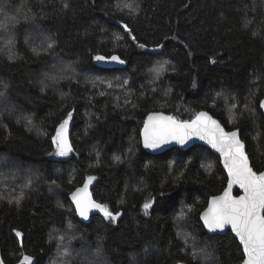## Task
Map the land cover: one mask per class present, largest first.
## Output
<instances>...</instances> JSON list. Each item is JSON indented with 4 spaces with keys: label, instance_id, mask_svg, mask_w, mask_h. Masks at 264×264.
I'll use <instances>...</instances> for the list:
<instances>
[{
    "label": "trees",
    "instance_id": "1",
    "mask_svg": "<svg viewBox=\"0 0 264 264\" xmlns=\"http://www.w3.org/2000/svg\"><path fill=\"white\" fill-rule=\"evenodd\" d=\"M97 55L125 66L98 65ZM57 64L61 72L49 71ZM43 79L52 87L41 89ZM224 99L237 106L233 124ZM262 99L264 0H0V102L9 108L0 114V160L18 170L17 178L0 172L4 263L28 255L59 264L68 240L107 264H200L184 253L193 241L212 246L219 264H241L232 234L209 236L199 219L226 185L219 159L202 146L150 155L140 132L150 113L190 121L206 111L239 130L261 172ZM69 112L72 152L58 156L52 137ZM89 176L93 200L121 213L115 222L103 213L77 220L68 198ZM67 260L86 263L70 252Z\"/></svg>",
    "mask_w": 264,
    "mask_h": 264
},
{
    "label": "snow or ice",
    "instance_id": "2",
    "mask_svg": "<svg viewBox=\"0 0 264 264\" xmlns=\"http://www.w3.org/2000/svg\"><path fill=\"white\" fill-rule=\"evenodd\" d=\"M48 47L51 48L52 44ZM139 47L143 48L145 45L141 44ZM93 59L125 63L117 55L110 57L97 55ZM212 62L215 63V60ZM261 107H264V101L261 102ZM71 118L72 113L69 112L68 117L58 125L56 134L52 137V142L56 146L55 155L66 156L72 151L68 141V124ZM142 135L144 146L147 148L155 149L170 141L184 144L192 137H199L222 154L229 176L228 186L222 195L212 197L201 218L204 225L212 232L223 230L225 226L231 227L243 248L242 264H264V172L258 173L253 170L245 145L239 138V131H225L208 112H199L190 121L178 120L163 113H152L144 123ZM94 179L93 176L87 177L83 187L71 193L76 211L87 219L88 213L92 209H97L105 218L115 222L121 213H113L106 204L97 203L88 192L89 184ZM233 185H238L243 190V194L233 196ZM151 206V201L143 205L145 214ZM16 236L20 237L22 233L17 231ZM32 262L33 258L25 255L20 264H32Z\"/></svg>",
    "mask_w": 264,
    "mask_h": 264
},
{
    "label": "rangeland",
    "instance_id": "3",
    "mask_svg": "<svg viewBox=\"0 0 264 264\" xmlns=\"http://www.w3.org/2000/svg\"><path fill=\"white\" fill-rule=\"evenodd\" d=\"M31 37L35 38L33 41H34V44H36V45L39 44L40 42H42V40L44 39V36H42L39 32H37V33L32 32ZM102 62L103 61H96V63L98 65H100ZM63 69L64 68H62V66L57 64V66L51 67L49 69V71L61 72V70H63ZM116 78H118V76H116ZM46 80H48V79H46ZM46 80H44L45 85H43V83H40V84L38 83L40 85L41 89H43V90H45L46 88L52 87V85L49 86L50 83H49V81H46ZM106 82L107 81H102L103 84ZM111 84H115V83H111ZM221 107L225 110L226 115H227L230 123L233 124L236 120L235 110L237 109V106L235 105V107H233V105H231L229 99H224L223 105ZM7 112H9V108L5 104V101L2 103L0 102V114L3 113V115H7ZM245 112L247 114H251V116H254V113L250 111L249 107H247L245 109ZM14 165H15V163L12 161L1 159L0 160V172L3 169L8 170V172L12 174L11 178H17L18 170H17V168L14 167ZM62 239H65V236H63ZM81 248H83V249H81V250H78L79 248L72 249L71 243H69L67 240V241H65L59 245V253L57 254V257L54 258V260L60 261L59 264H62L64 258L70 252L72 256L77 257V258H81L83 260V262H86L85 264H107L104 262V260H99L101 257L100 251L91 250L89 248H85V246H82ZM150 250H152V249L148 248L147 251L144 252V255H147V253L149 254ZM184 253L187 256L191 257L194 261H197L200 264H219L216 256L214 255V250H213L212 246H210L206 242L199 243L197 241L196 242L193 241L192 243L187 245L186 249L184 250ZM67 261L71 264L70 260H67Z\"/></svg>",
    "mask_w": 264,
    "mask_h": 264
},
{
    "label": "water",
    "instance_id": "4",
    "mask_svg": "<svg viewBox=\"0 0 264 264\" xmlns=\"http://www.w3.org/2000/svg\"><path fill=\"white\" fill-rule=\"evenodd\" d=\"M112 67L116 66V67H119V66H125V64H121L119 62H114L112 63ZM264 101V99H262L259 103V108H260V111L262 113V115L264 116V107H261V102ZM202 112V111H201ZM203 112H206V111H203ZM155 113H163V112H155ZM152 114V113H150ZM149 114V115H150ZM165 116H168L166 115L165 113H163ZM213 119L217 120L216 118H214L210 113H208ZM146 116L145 118V121L147 120L148 116ZM218 121V120H217ZM219 122V121H218ZM145 123V122H144ZM220 123V122H219ZM221 127L224 128L225 131H234V130H227L221 123H220ZM143 128H144V125H143ZM143 128L140 132V140H141V146L143 148V150L150 154V155H160V154H163L165 153L166 151L168 150H171V149H179L181 151H186L188 150L189 148L193 147V146H202L204 148H206L207 150H209L214 156H216L219 161H220V165L222 167V170L224 171L225 175H226V185L224 187V189L222 190V192L216 196H220L223 194L224 190L227 188L228 186V179H229V176H228V171L224 165V158L222 156V154L215 148H213L206 140H202L200 139L199 137H192L191 139L187 140L184 144H180L176 141H170L168 143H165L163 145H161L160 147L158 148H147L144 146V142H143V135H142V132H143ZM71 131H72V122L69 120V124H68V141L72 147V144H71V140H70V135H71ZM239 131V130H238ZM239 138L241 139V135H240V132H239ZM244 143V142H243ZM245 145V144H244ZM245 151L247 153V150H246V146H245ZM72 152V151H71ZM69 152V153H71ZM68 153V154H69ZM248 155V154H247ZM249 157V156H248ZM249 162H250V159H249ZM250 165H251V162H250ZM254 170V169H253ZM255 171V170H254ZM261 172H264L261 171ZM259 173V172H258ZM86 181V180H85ZM85 181L83 182V184L81 186H79L78 188H82ZM96 178L91 182V184H89V188H88V192L90 193L91 195V191L92 189L94 188L95 184H96ZM77 189V188H76ZM75 189V190H76ZM74 190V191H75ZM73 191V192H74ZM243 194V190L239 188L238 185H233V188H232V195L233 196H240ZM92 197V196H91ZM214 197V196H213ZM69 202H70V205L71 207L74 209L75 211V214H76V218L79 222L83 223V224H89L92 220V218L95 216V215H100L102 214V212H100L99 210L97 209H92L89 213H88V218L85 219L84 217H81L79 215V213L76 211V206H75V203L72 201L71 199V194L69 195ZM93 199V198H92ZM212 197L208 200V203H207V206L201 211L200 215H199V219H200V223L201 225L203 226L205 232L209 235V236H224L225 234H227L228 232H230L232 234V236L235 238V240L238 242L239 246L241 247L242 249V253H243V248H242V245L240 244V241L238 239V237L235 235V233L231 230V227L230 226H225V228L223 230H217L215 232H212V231H209L208 228L204 225V222H203V219L201 218V214L208 208L209 206V202L211 201ZM243 258H244V254H243ZM0 261H2V264H5L3 259H2V253L0 251ZM178 264H184V263H178ZM242 264V263H241Z\"/></svg>",
    "mask_w": 264,
    "mask_h": 264
}]
</instances>
